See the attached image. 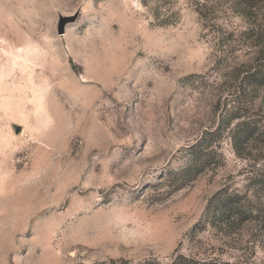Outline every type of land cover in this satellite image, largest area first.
Wrapping results in <instances>:
<instances>
[{
  "label": "rangeland",
  "instance_id": "obj_1",
  "mask_svg": "<svg viewBox=\"0 0 264 264\" xmlns=\"http://www.w3.org/2000/svg\"><path fill=\"white\" fill-rule=\"evenodd\" d=\"M262 55L264 1L0 0V264H264ZM230 99L260 138L179 186ZM222 189L252 218L211 226Z\"/></svg>",
  "mask_w": 264,
  "mask_h": 264
},
{
  "label": "trees",
  "instance_id": "obj_2",
  "mask_svg": "<svg viewBox=\"0 0 264 264\" xmlns=\"http://www.w3.org/2000/svg\"><path fill=\"white\" fill-rule=\"evenodd\" d=\"M264 0H240V3H244L247 7H251ZM236 93L245 92L249 89H262L264 90V55L255 63L249 65L247 70L237 80ZM234 92V93H235ZM233 104L231 111L228 115L220 117V120L213 129L206 130L202 133L201 137L195 144L189 147L191 159L188 166L181 172L176 174L178 185L181 186L186 181L194 179L200 170L203 168V164L209 155L214 153L219 145V139L227 131L232 132V140L234 149L239 151L247 145L251 140L260 138L258 135V127L256 122H251L248 117L240 114L239 105L235 99H230L228 104ZM244 118V121H239L232 127V121ZM246 119V120H245ZM254 123V124H252ZM175 176V175H174ZM255 184L261 190L264 189V171H262L261 178L255 181ZM207 222L211 226H215L219 223H228L232 228L238 226L250 218H252L250 210L246 208L244 203V197L233 191L229 192L228 189H222L218 191L209 201L206 210ZM142 264H159L152 261H147ZM168 264H240L222 262L217 259H194L183 255L176 256Z\"/></svg>",
  "mask_w": 264,
  "mask_h": 264
},
{
  "label": "water",
  "instance_id": "obj_3",
  "mask_svg": "<svg viewBox=\"0 0 264 264\" xmlns=\"http://www.w3.org/2000/svg\"><path fill=\"white\" fill-rule=\"evenodd\" d=\"M20 127H16V133H19L20 132Z\"/></svg>",
  "mask_w": 264,
  "mask_h": 264
}]
</instances>
